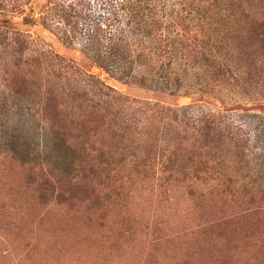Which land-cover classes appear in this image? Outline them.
<instances>
[{"label": "trees", "instance_id": "trees-1", "mask_svg": "<svg viewBox=\"0 0 264 264\" xmlns=\"http://www.w3.org/2000/svg\"><path fill=\"white\" fill-rule=\"evenodd\" d=\"M23 1L30 8L23 12L22 22L34 25L30 3L40 4ZM65 1L59 0L57 17L58 26L71 38L68 43L80 39L92 51L93 67L123 84L153 88L155 75L197 65L212 80L234 58L250 73L264 66L262 0H99L104 11L98 20L85 0L68 5ZM46 7L40 5V13ZM1 11L0 88L10 97H23L44 130L60 133L75 153L70 176L53 180L44 170L34 169L42 199L65 205L82 202L92 210L110 195L129 196L137 186L155 200L169 201L184 192L216 202L233 210L218 220L224 225L245 227L264 221V191L232 178L225 163L226 144L206 118L210 113L193 116L159 103L129 102L97 78L85 80L87 75L69 61L30 53L28 38ZM142 116L155 121L157 137L161 126L163 132L171 129L173 134L165 137L175 138L170 148L160 146L162 136H151L153 128L137 122L135 117ZM177 121H190V127L169 126Z\"/></svg>", "mask_w": 264, "mask_h": 264}, {"label": "rangeland", "instance_id": "rangeland-1", "mask_svg": "<svg viewBox=\"0 0 264 264\" xmlns=\"http://www.w3.org/2000/svg\"><path fill=\"white\" fill-rule=\"evenodd\" d=\"M17 1L0 0V10L28 38L30 53L69 61L87 75L85 80L97 78L129 102L159 103L193 116L210 113L206 118L226 144L225 163L232 178L264 191V66L250 73L234 58L212 80L197 65L155 75L153 88L123 84L93 67L92 51L80 39L68 43L71 38L58 26L59 0H38L47 6L42 13L40 5L31 2L34 25H24L23 12L30 7ZM85 2L98 20L104 11L99 0ZM111 25L117 27L116 22ZM236 106L258 109L245 112ZM149 118L135 117L142 127L153 128L151 136L156 138L155 121ZM189 124L177 121L169 126ZM162 130L157 139L173 134ZM162 138L158 143L165 150L175 139L167 136L164 143ZM0 156V264H264L263 220L245 227L221 224L233 210L189 193L155 200L135 186L129 196L110 195L92 210L82 202L65 205L42 199L34 169L44 170L53 180L70 176L75 153L60 133L44 130L23 97H10L2 88ZM211 220L217 221L211 225Z\"/></svg>", "mask_w": 264, "mask_h": 264}]
</instances>
